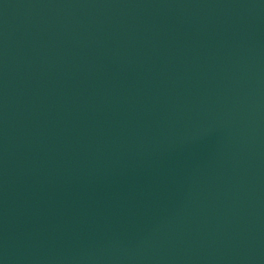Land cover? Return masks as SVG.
I'll use <instances>...</instances> for the list:
<instances>
[{
    "label": "water",
    "instance_id": "95a60500",
    "mask_svg": "<svg viewBox=\"0 0 264 264\" xmlns=\"http://www.w3.org/2000/svg\"><path fill=\"white\" fill-rule=\"evenodd\" d=\"M0 264H264V0H0Z\"/></svg>",
    "mask_w": 264,
    "mask_h": 264
}]
</instances>
